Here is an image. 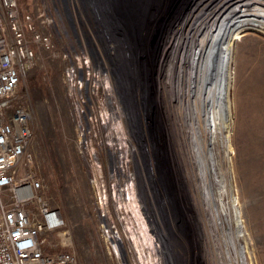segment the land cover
<instances>
[{
    "label": "rangeland",
    "instance_id": "374dc122",
    "mask_svg": "<svg viewBox=\"0 0 264 264\" xmlns=\"http://www.w3.org/2000/svg\"><path fill=\"white\" fill-rule=\"evenodd\" d=\"M18 1L24 11L53 18L41 28L57 51L68 52L63 59L39 50L35 65L21 67L17 92L32 110L44 194L66 221L67 233L43 234L46 251L71 250L79 264H147V254L151 264H264V29L247 26L229 46L222 111L216 115L208 99V131L196 141L185 119L167 117L173 106L161 82L164 36L130 63L148 41L145 31L143 41L130 32L147 21L138 19L150 0H132V21L123 18L128 0ZM175 9L172 20L187 8ZM87 53L95 64L88 89L73 96L64 71ZM209 60L215 69L216 53ZM145 100L155 102L152 110ZM82 110L92 117L86 152L79 146ZM151 114L160 118L155 129ZM175 122L191 138L182 150Z\"/></svg>",
    "mask_w": 264,
    "mask_h": 264
},
{
    "label": "built area",
    "instance_id": "2783aa9c",
    "mask_svg": "<svg viewBox=\"0 0 264 264\" xmlns=\"http://www.w3.org/2000/svg\"><path fill=\"white\" fill-rule=\"evenodd\" d=\"M53 22L44 12L36 16L22 10L18 0H0V264H79L71 250L47 252L44 248L43 234L67 233L66 221L44 194L32 150V110L17 99L21 67L35 65L39 50L51 58L68 56L66 50H56L52 33L41 28ZM94 65L87 53L66 66L64 82L71 95L79 97L88 89L86 74ZM79 112L84 115L79 146L86 152L92 117Z\"/></svg>",
    "mask_w": 264,
    "mask_h": 264
},
{
    "label": "bare ground",
    "instance_id": "6f19581e",
    "mask_svg": "<svg viewBox=\"0 0 264 264\" xmlns=\"http://www.w3.org/2000/svg\"><path fill=\"white\" fill-rule=\"evenodd\" d=\"M131 2L132 0L126 2L129 4L128 16L123 17L128 21L129 19L132 21V18L136 19L135 5ZM180 4L187 9L185 14L178 19L179 14L176 13H178ZM173 6L176 7L174 13L176 18L173 17L172 20L173 12L171 9ZM147 8L145 15L143 14L138 19H144L147 15V21L144 20L138 32H130V34L137 33L131 39H142L143 41L145 31L146 35L148 34V41L147 44L142 42L140 47L137 45L138 48H136L135 53H132L130 63L134 60L135 55L140 52L139 50H147L148 53H151L153 48L151 44L154 43L155 37L164 36L159 49L161 59L164 56L161 61L163 65L161 82L165 87L163 89L166 92L167 101L169 100L173 106L171 108L170 105L171 109H169V116L167 117L169 118L171 115L175 120L185 119V123H188L187 132H190L191 138L201 141L205 132L208 131V125L204 120L208 108V99H212L215 109L218 108L215 111L216 115L222 111L219 105L225 98L222 89L224 79L222 72L224 71L225 60H229V56H226L227 50L239 37L238 35L243 31V28L252 25L264 29V0H150ZM169 19L172 20L173 28L166 36ZM175 19L178 20L174 21ZM153 20H156L155 23H152ZM211 52L216 53L215 69H211L209 65ZM149 65L151 66V64ZM124 70L128 73L126 68H123ZM126 73L124 76L128 77ZM208 82H210L211 87L209 92L206 89ZM145 101L146 108L152 110L155 102L148 101L147 103V100ZM202 107L205 108L202 109ZM153 117L154 115L148 120L151 129H155V122L161 125L160 120H156L158 117L155 119ZM174 124L176 126L177 123ZM176 131H180L178 135L180 134L181 137L178 138V142L182 150L184 146L189 144L191 138L189 139V136L185 135L184 126L177 125ZM189 174L192 175L193 171ZM114 237L119 240L117 234H114ZM132 238L137 241L138 235L133 232ZM146 242H152L153 246L155 244L150 238L146 239ZM115 250L116 252L122 251L117 246ZM139 251L140 257L145 259V250L139 247ZM146 257L148 259L147 264H151L150 255L147 254Z\"/></svg>",
    "mask_w": 264,
    "mask_h": 264
}]
</instances>
